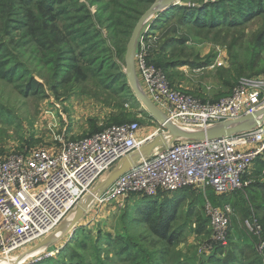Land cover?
I'll return each instance as SVG.
<instances>
[{"label":"rangeland","instance_id":"rangeland-1","mask_svg":"<svg viewBox=\"0 0 264 264\" xmlns=\"http://www.w3.org/2000/svg\"><path fill=\"white\" fill-rule=\"evenodd\" d=\"M90 1L81 0L82 4L88 5L90 17H93L89 29L96 26L102 38H107V45L112 46V53L109 56L117 63L123 76L120 77V84L127 83L131 88L126 77L127 48L139 20L154 4L162 0H148L150 2L148 4L141 0H100L101 3L97 4H92ZM210 1L214 0H190L188 3L178 0L177 4L156 13L144 27L140 38L148 47V61L163 71L170 86L205 102L221 99L240 77H264V72L250 74L246 67L251 58L249 42L256 32L264 30L263 16L245 27L229 29L222 27L210 32H198L188 26L178 25V18L166 23L164 20L160 21L159 16L172 7L183 4L201 5ZM10 3L11 0H0V36L2 37L7 31L5 24L8 23L6 22L7 7ZM100 6H104L102 17ZM78 14L75 13L73 16ZM79 16L83 17L84 14ZM154 21L156 25H153ZM79 28L80 26L75 23L74 29ZM122 32L124 34L120 35ZM7 40L3 38L0 42ZM15 42L24 45L21 40ZM87 43H82L76 53ZM19 48L21 44L13 42L7 47L6 52L17 53L16 50ZM138 49L140 48L138 47L137 51ZM134 64L136 71V59ZM83 65L85 68L90 66L85 61ZM240 65L244 68L242 76L238 69ZM262 70L264 66L261 67ZM45 72H42V77L35 75V79L43 82L42 87L45 92L39 97L27 96L25 87H21L19 81L13 85L0 79V98H3L10 110V112H0V157L17 152H28L38 147L60 148L58 143L60 140H77L121 123L137 122L141 129L150 133H154L158 128V122L150 117L132 88L136 100L129 93L124 92V85L107 87L104 84V79L113 77L110 74L116 71L107 70L99 76L96 73L89 81L97 83H86L76 89L77 91H71L72 83L69 81L58 83L49 80ZM69 80L73 81V77ZM209 88L211 90L207 91ZM143 197L133 195L115 203L96 206L78 223L74 232L55 244L30 253L42 240L13 254L16 257L4 261L0 259V264H51L48 259L67 260L71 258L68 256L69 253L76 254L74 258L76 262L87 264H158L164 260L166 264H205L213 254L215 246L211 240V227L205 223L202 210L200 209L203 217L201 225H196L195 216H187L188 211L191 210L189 206L195 200L184 199L181 207L183 215L178 216L173 224L177 241H174L173 245H168L167 241L163 243L158 239L157 233L140 222L137 208ZM174 197L175 194L170 193L168 199ZM205 202L203 199L204 205ZM196 203L201 205L199 199ZM257 205L259 206V203ZM247 206L244 204L243 208ZM234 214L237 216H233L232 234L242 242L253 241L255 239L253 234L251 235L245 227L250 215L243 212L240 215L235 212ZM253 216L256 221L252 224L261 225L264 231V207L253 209ZM68 220L69 218L65 222ZM61 226L52 234L62 237L66 229ZM72 236H75V239L71 244L69 240ZM262 236L263 232L256 238L260 240ZM255 248L264 255V243L257 241Z\"/></svg>","mask_w":264,"mask_h":264},{"label":"built area","instance_id":"built-area-1","mask_svg":"<svg viewBox=\"0 0 264 264\" xmlns=\"http://www.w3.org/2000/svg\"><path fill=\"white\" fill-rule=\"evenodd\" d=\"M138 47L136 72L145 94L176 126L207 128L264 107V77L241 78L230 95L205 102L171 87L163 71L148 61L143 39ZM140 131L137 122L112 125L81 139L60 140V148L38 147L0 157V259L16 257L13 254L52 235L103 174L164 129L159 126L144 137ZM263 155L264 125L221 140L177 142L169 151L123 175L97 198L94 208L132 195L155 197L159 192L192 188L205 198L211 240L226 245L233 210L228 205L213 206L209 192L224 195L246 189L251 181L245 176ZM246 225L260 234L257 223L247 221Z\"/></svg>","mask_w":264,"mask_h":264},{"label":"trees","instance_id":"trees-1","mask_svg":"<svg viewBox=\"0 0 264 264\" xmlns=\"http://www.w3.org/2000/svg\"><path fill=\"white\" fill-rule=\"evenodd\" d=\"M141 1L145 4L150 3L148 0ZM182 1L188 3L190 0ZM90 3L97 4L101 1L91 0ZM104 6H100L99 9L101 10V17L104 15ZM7 9L6 35L0 36V39H8L0 42V79L2 81L13 85L19 81L21 87H25L24 91L29 97H39L45 93L42 87L43 82L35 79V75L42 77V72L45 71L51 81H58V83L69 81L72 83L70 85L71 91H77L86 83H97L89 81V79L94 78L96 73L99 76L107 70L116 71L110 74L113 77L104 79V84L107 87L121 83L120 77L123 76H121L120 68L109 56L112 53V46L107 45V38H102L99 28L93 26L92 29H89L93 17H90L88 5L82 4L81 0H11ZM75 13L84 14V16L81 17L79 14L73 16ZM262 16L264 18V0H214L201 5H177L161 14L159 18L160 21L164 20V23L178 18V25L188 26L191 30L198 32H210L222 27H226V29L245 27ZM75 23L80 26L77 30L74 29ZM156 24L154 21L153 25ZM84 33H86L85 36L81 37ZM123 34L124 32L120 33V35ZM16 40H21L24 45L22 46L21 42H15ZM13 42L21 44V48L16 50L17 53H7V47ZM86 42H88L87 45L76 53L82 43ZM249 48L251 58L246 65L249 73L260 74L264 72V70L261 71V67L264 66V30L253 35L249 42ZM84 61L90 65L88 68L84 67ZM238 69L240 76H242L243 65H240ZM71 77H73V81L69 80ZM121 85L125 86L124 92L129 93L136 100L128 84ZM235 85L221 98L230 95ZM4 111L10 112L3 98H0V112L3 113ZM102 130L95 131L93 134ZM245 179L250 180L251 184L242 191L224 195H215L214 192H209V201L213 206L230 205L233 208V214L230 220L227 244H214L213 254L205 264H264L263 253L255 248L257 241L264 243V231L261 225L260 234L263 232V236L258 240L256 236L260 234L251 232L245 223L246 230L255 238L253 239L254 242L252 240L242 242L232 234L233 218L237 216L234 212L239 215L241 212L249 214L246 222L253 223L256 221L254 220L253 209H258L259 206L264 207V155L256 160L253 169L245 176ZM169 194L168 192H159L155 197L144 196L137 208L140 214V222L157 233L158 239L162 242L167 241L168 245H173L174 241H177L173 224L178 216L183 215L181 207L184 199L187 200L188 198L195 201L189 206L191 210L188 211L187 216H195L196 225H201L203 223L201 209L205 223L211 227L210 219L204 213L203 199L205 198L198 191L185 188L172 193L175 194L172 199H168ZM198 199L201 201V205L196 203ZM244 204L248 206L243 208ZM193 207H196V210ZM75 236L70 238L69 243L74 242ZM69 249L73 248L69 247ZM68 256L71 258L62 259L63 261L48 260L51 264H87L76 262L74 259L76 254L69 253ZM158 264H166V261Z\"/></svg>","mask_w":264,"mask_h":264},{"label":"water","instance_id":"water-1","mask_svg":"<svg viewBox=\"0 0 264 264\" xmlns=\"http://www.w3.org/2000/svg\"><path fill=\"white\" fill-rule=\"evenodd\" d=\"M177 2L178 0H162L157 2L142 16L134 29L126 54V75L129 85L133 89L134 94L146 107L150 117L158 122L160 127H163L164 132L153 136L140 149L131 152L116 162L109 171L103 174V176L92 187L90 192L80 200L76 208L73 210V212H75V219L68 226L66 233L62 237L55 236V233L50 235L41 243L33 247L31 252L38 248L42 249L43 247H50L63 237L74 232L77 228L78 222L94 208L97 198L107 191L118 179L134 168L139 167L144 162L150 161L162 153L169 151L175 143L183 141L205 143L206 141L221 140L227 137H234L254 132L259 127L264 125L263 107L255 114L245 115L235 120L224 121L218 124L210 125L207 128L186 129L169 122L143 92L134 67L135 55L143 29L156 13L164 11L168 7L177 4ZM71 214L68 217H70ZM64 223L65 220L61 225H64Z\"/></svg>","mask_w":264,"mask_h":264},{"label":"bare ground","instance_id":"bare-ground-1","mask_svg":"<svg viewBox=\"0 0 264 264\" xmlns=\"http://www.w3.org/2000/svg\"><path fill=\"white\" fill-rule=\"evenodd\" d=\"M68 218H69V220H68L67 222H65L64 225L61 226L62 228H65L66 230H67L68 226H69V225L73 222V220L75 219V212H73V213L71 214V216L68 217ZM79 222H80V221H79ZM79 222H78V223H79ZM58 228H59V227H58ZM58 228H57V229H58ZM57 229H56V230H57ZM66 230H65V232L62 233V235L66 233ZM43 248H45V247H43ZM43 248H42V249H43ZM38 250H41V248L35 249V250H33L32 252H37ZM32 252L30 251V253H32Z\"/></svg>","mask_w":264,"mask_h":264},{"label":"crops","instance_id":"crops-1","mask_svg":"<svg viewBox=\"0 0 264 264\" xmlns=\"http://www.w3.org/2000/svg\"><path fill=\"white\" fill-rule=\"evenodd\" d=\"M137 73V72H136ZM137 76H138V78H139V81H140V84H141V87H142V89H143V92L145 93V85H144V83H143V81H142V78H140V76L138 75V73H137ZM177 89V88H176ZM210 91L211 89L209 88V89H207V91ZM161 112V111H160ZM162 113V112H161ZM163 114V113H162ZM153 119V118H152ZM158 127H159V123H158ZM140 134H141V136H148V135H150V134H152V132L150 133V131H147V130H143V129H141V131H140Z\"/></svg>","mask_w":264,"mask_h":264}]
</instances>
